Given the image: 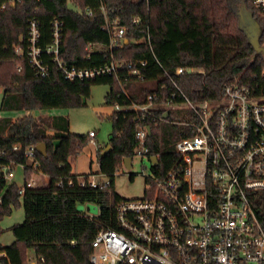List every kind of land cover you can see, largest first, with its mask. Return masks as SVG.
I'll use <instances>...</instances> for the list:
<instances>
[{
  "label": "trees",
  "instance_id": "trees-1",
  "mask_svg": "<svg viewBox=\"0 0 264 264\" xmlns=\"http://www.w3.org/2000/svg\"><path fill=\"white\" fill-rule=\"evenodd\" d=\"M73 5L78 9L73 10ZM101 5L109 10V19L125 29L127 43L113 50V57L145 61L141 68L145 79L128 77L127 70H121L112 77L70 82L60 73L53 56L43 53L38 60L46 66L47 75L38 77L27 55L29 22L37 23L36 46L40 49L52 42L53 21L60 22L59 60L67 67L92 69L109 61L107 52L88 55L86 50L90 44L109 43ZM87 8L93 10L92 17L82 14ZM241 10L249 15L250 29L241 25ZM133 17H138L140 24L131 26ZM254 39L264 47V21L252 0H20L14 6L0 0V110L24 114L16 120L0 117V220L12 207L21 206L24 215L22 223L10 228L14 242L6 247L7 258L0 259V264H26L28 250L33 251L37 264H90V242L96 233L101 228L116 229L115 208L124 199L114 190L115 174L123 168V160L133 156L135 133L142 126L135 122L138 113L127 108L113 111L106 145L111 151L102 154L103 146L96 152L98 173L108 178L110 186L80 188L70 161L89 139L71 134L69 121L63 116L40 117L35 113L84 107L92 87L99 85L109 87L104 105L112 108L132 102L142 105L154 93L167 97L175 90L172 82L196 103L219 100L224 86L235 80L249 86L258 84L264 92V55L256 49ZM178 68L191 69L192 73L176 76ZM168 119L181 122L187 115L169 111ZM188 133L185 127L172 124L151 127L147 145L160 156L161 172L172 164L174 144ZM40 144L46 146V155L36 152L30 162L26 149ZM34 164L35 172L48 183L29 189L26 183L34 175ZM16 166L24 167L22 194L15 183H6L2 172ZM85 203L96 205L98 215L91 218L76 210L77 204ZM251 204L264 231V191L253 193Z\"/></svg>",
  "mask_w": 264,
  "mask_h": 264
},
{
  "label": "built area",
  "instance_id": "built-area-1",
  "mask_svg": "<svg viewBox=\"0 0 264 264\" xmlns=\"http://www.w3.org/2000/svg\"><path fill=\"white\" fill-rule=\"evenodd\" d=\"M19 2L8 0L11 6ZM252 6L264 21V0H252ZM3 9L4 5L1 6ZM72 9L78 8L73 5ZM100 10L109 43L104 46L90 44L86 50L88 55L96 51L107 52L109 61L92 69L67 67L59 60L60 22L53 21L52 42L43 49L36 46L39 38L37 23L29 22L27 55L38 77L47 75L46 66L38 60L43 53L53 56L60 73L70 82L112 77L121 70H127L128 77L145 79L141 73L145 61L128 62L113 57L112 51L127 43L125 29L118 27L115 19H109V10L106 11L103 5ZM111 12L114 14L115 10ZM93 13L90 8L82 12L86 17H92ZM138 24V17L130 20L131 26ZM15 51L20 52L19 48ZM187 70L178 68L175 75L180 76ZM261 79H264V71ZM172 83L175 90L167 97L154 93L148 95L142 105L132 102L127 107H113L116 111L127 108L140 115L135 122L142 126L135 133L137 146L130 158V168L134 158H138L141 162L138 175L143 180L144 190L141 197L124 199L116 206V229L101 228L96 233L90 242L89 263L264 264V231L251 204L252 194L264 191V92L258 84L249 86L235 80L224 86L219 100L196 103L189 100L175 82ZM163 90L161 87L160 91ZM169 111H180L187 119L170 121ZM162 123L183 126L189 131L188 136L174 144L173 161L165 172L159 170L160 156L147 145L151 127ZM95 137L94 132L87 135L97 152L103 146L94 142ZM35 155L34 147L26 149L25 157L30 162ZM145 161L148 165H144ZM18 168L24 170L23 166L2 170L6 183L13 182ZM36 169L37 164H34V176L40 175ZM98 176L103 175H77V185L92 189L110 186L109 181L97 182ZM128 178L130 181L133 175ZM26 187L34 189L40 185L31 179ZM22 192L23 188L20 194ZM3 258H7L6 253L0 257ZM33 262L37 264L35 260Z\"/></svg>",
  "mask_w": 264,
  "mask_h": 264
},
{
  "label": "rangeland",
  "instance_id": "rangeland-1",
  "mask_svg": "<svg viewBox=\"0 0 264 264\" xmlns=\"http://www.w3.org/2000/svg\"><path fill=\"white\" fill-rule=\"evenodd\" d=\"M264 49V47H262ZM109 87L106 85L94 86L91 89L90 98L86 101V105L81 108L75 109H52L47 112L35 113V116H63L69 121V132L78 136H85L90 132H94L96 137L94 142L98 145L106 146L108 138L112 130L111 114L116 109L112 107H106L104 105V98L109 93ZM2 93H0V101ZM23 113L3 112L0 110V117L10 118L16 120L23 116ZM96 146L89 143L82 148L78 156L70 161L72 171L76 175L87 174L89 172L98 173L99 167L97 164ZM144 165H148L145 161ZM142 163V164H143ZM15 179L12 183H15L19 188H23V176L22 169H15ZM114 179V190L116 194L123 199L139 198L143 195L144 183L142 178L138 175L141 172V162L138 158H134L132 167L130 169L121 168ZM133 175V181L130 182L128 176ZM38 181L40 184L44 183L43 177L39 176ZM31 179L35 181L37 178L33 175ZM97 182L108 183V178L104 176H98ZM11 184V183H10ZM39 184V185H40ZM44 184L40 185L43 186ZM21 204V200L19 201ZM76 210L89 217L98 215V207L91 203L77 204ZM24 215L21 206L11 208V213L4 216L0 220V248L8 247L14 242L13 235L10 228L14 225L23 222ZM27 261L26 264L34 263V253L32 250L26 252Z\"/></svg>",
  "mask_w": 264,
  "mask_h": 264
},
{
  "label": "water",
  "instance_id": "water-1",
  "mask_svg": "<svg viewBox=\"0 0 264 264\" xmlns=\"http://www.w3.org/2000/svg\"><path fill=\"white\" fill-rule=\"evenodd\" d=\"M240 14H241V25H246L247 23H249V15L247 14V12H245L244 10H241L240 11ZM248 25V24H247ZM249 26V25H248ZM248 29H250V26L248 27ZM127 42V41H126ZM253 44L255 45L256 49L259 51V52H262L263 55H264V49L262 47H259L257 45V41L256 39H254L253 41ZM191 70L188 69L187 70V74H191ZM167 115L164 116V118H166ZM35 150L36 152L41 155V156H45L46 155V146L44 144H40V145H37L35 147ZM111 151V147L110 146H106L105 149L103 150V153L102 154H107ZM152 161L155 163L154 159H152ZM130 165H131V159L130 158H125L123 160V166L125 169H130ZM33 264V263H32Z\"/></svg>",
  "mask_w": 264,
  "mask_h": 264
},
{
  "label": "crops",
  "instance_id": "crops-1",
  "mask_svg": "<svg viewBox=\"0 0 264 264\" xmlns=\"http://www.w3.org/2000/svg\"><path fill=\"white\" fill-rule=\"evenodd\" d=\"M89 173H92V172H89ZM88 174V173H87ZM93 174H98V173H93ZM79 175V174H78ZM81 175V174H80ZM22 176H23V171H22ZM39 176H41V177H43V179H44V183H39L38 181H41L42 180V178L41 179H38L39 178ZM36 178H37V180H36V182L37 183H39L40 185H42V184H44V185H46L47 183H48V179L46 178V177H44V176H42V175H37V176H35ZM15 179V178H14ZM14 181V180H13ZM23 182H24V176H23ZM43 185V186H44ZM41 187V186H40ZM5 253H6V247H3V248H0V257H2V256H5Z\"/></svg>",
  "mask_w": 264,
  "mask_h": 264
}]
</instances>
